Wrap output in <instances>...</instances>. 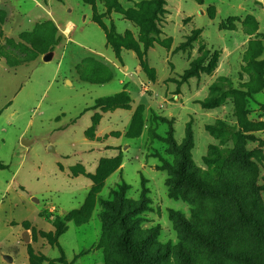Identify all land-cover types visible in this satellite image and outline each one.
<instances>
[{"label":"rangeland","instance_id":"rangeland-1","mask_svg":"<svg viewBox=\"0 0 264 264\" xmlns=\"http://www.w3.org/2000/svg\"><path fill=\"white\" fill-rule=\"evenodd\" d=\"M77 1L93 22V7ZM151 1L117 0L118 12L94 3L101 16L94 23L102 31L113 26L136 48L120 55L137 58L138 98L128 91L129 72L122 90L101 86L112 72L90 56L75 68L86 83L64 80L68 58L59 66V58L50 60L62 36L48 13H63L64 0H0V264H30L29 253L33 264H129L119 221L104 205L115 195L145 206L134 218L169 250L160 264H186L178 246L188 264H245L240 256L264 264V0H164L144 49L140 27L124 13ZM107 47L101 51L111 55ZM206 51L218 54L215 68L183 81ZM216 95L217 106H203ZM187 129L199 175L239 178L256 201L260 233L239 222L226 197L170 195L168 167L179 159L171 143L180 146ZM239 152L245 166L231 159ZM54 218L66 227L59 248L40 235L53 233ZM182 220L192 234L181 231ZM199 236L223 243L209 248Z\"/></svg>","mask_w":264,"mask_h":264},{"label":"trees","instance_id":"trees-1","mask_svg":"<svg viewBox=\"0 0 264 264\" xmlns=\"http://www.w3.org/2000/svg\"><path fill=\"white\" fill-rule=\"evenodd\" d=\"M83 1L93 7V22L100 23L99 20L101 16H97L94 10L95 0ZM99 1H103L105 3L107 10L118 12L121 9L117 0ZM164 5V0H153L149 3H141L139 7H137L139 13L130 11L124 13L126 19L140 27V34L141 36L143 35L141 40L145 43L144 49L149 46V39L147 38V35L150 32H158L156 28V22H158L157 15L165 14ZM146 7H152L151 14L141 15L140 11L144 10ZM103 31L105 32L106 43L112 49L116 59L120 60V52L122 49L136 50L134 46L130 47L124 44V37L115 34L113 26H110L108 30L103 29ZM138 56L140 57L139 54ZM217 61L218 54L216 52L210 53L209 51H206L190 64L189 69L184 72L182 80L186 81L200 72L210 73L215 68ZM215 88H221V86L216 85ZM218 99V95L211 97L203 103V106L207 108L215 107L219 104ZM109 100L110 99H106V101ZM101 105V102H98L94 107L96 108ZM208 129L213 130V128ZM171 147L172 150L179 155V159L173 166L168 167V170L173 176L168 181L170 184V195L175 196L176 193L181 192L184 199H188V194L191 198H193V193L196 195L226 197L232 201L239 222L254 228L257 233H260L261 228L256 201L251 197L249 198L248 195L243 194L242 181L239 178H224L222 175H219L217 176L216 181H214L211 180L214 178V175L212 174H207L205 179L199 175L198 170L191 161L190 151L192 148V133L190 130L187 129L185 138L180 146L175 147V145L171 143ZM231 159L232 161L239 162L243 166L246 164L243 153H235ZM115 196L114 201L106 202L104 205L106 210L113 213L119 221L121 229L118 236L119 246L127 255L129 264H160L168 256L169 250L156 244V230L151 229L147 231H140L138 225L139 219L134 218L137 214L145 210V206L142 205L141 202L138 204H127L118 195ZM51 223L53 226V233L50 235L48 233L40 232V235L59 248L57 240L65 233L66 227L58 218H54ZM177 225L181 227V231L184 233L192 234V228L183 220L178 221ZM198 238L209 248H216L219 245L218 243H223L222 240L218 242L203 236H199ZM176 253L186 262V264H188L190 259L182 246H178L176 248ZM28 255L30 264H33L35 258L30 253ZM239 258L243 260L245 264H256L247 256H240ZM115 264L122 263L117 262Z\"/></svg>","mask_w":264,"mask_h":264},{"label":"crops","instance_id":"crops-1","mask_svg":"<svg viewBox=\"0 0 264 264\" xmlns=\"http://www.w3.org/2000/svg\"><path fill=\"white\" fill-rule=\"evenodd\" d=\"M61 7L63 11L61 14L57 12L54 13L53 11H49L48 13L51 18H53L56 26L58 25L62 36L61 43L56 46L55 50L51 53L50 60L54 57L59 58V66L61 60H64L66 57L68 58V67L66 68L67 70L63 77L64 80H71L76 84L86 83L78 78L75 68L83 58L90 56L103 61L108 65L112 72L113 77L110 81L101 86L118 83L120 88L122 83V73L128 74L129 72L131 73L130 75L133 85H131L130 90L128 89V91H132L138 98H140L141 94L139 95V88L133 80V74H135V79L137 78L138 64L136 56L132 52L123 51L120 55L123 64V67H121L113 52L111 55H108L101 51V48L105 49V51L108 48L106 37L101 28L89 19V8L83 7L77 0H64ZM49 10H52L51 6ZM59 24L62 26H59ZM91 26L98 27L101 30L102 36L94 33L93 30L87 31ZM91 43H94L97 47L91 46ZM81 50L82 52L85 51V55L83 54L79 56ZM131 64L133 65L131 66ZM119 90L122 89L120 88Z\"/></svg>","mask_w":264,"mask_h":264}]
</instances>
